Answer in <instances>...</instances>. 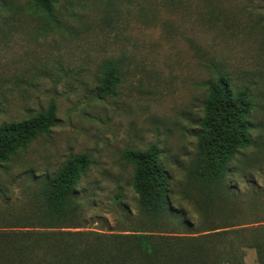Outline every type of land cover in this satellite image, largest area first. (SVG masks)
<instances>
[{"label": "rangeland", "instance_id": "1", "mask_svg": "<svg viewBox=\"0 0 264 264\" xmlns=\"http://www.w3.org/2000/svg\"><path fill=\"white\" fill-rule=\"evenodd\" d=\"M31 3L0 0V125L51 100L57 122L0 168V230H39V183L88 153L94 163L77 186L80 209L59 230L123 247L134 232L178 249L186 239L201 251L185 264H264V0H58L54 18ZM109 59L121 82L115 95L99 96ZM220 73L249 88L253 144L209 194L187 169L208 83ZM152 144L172 176L173 207L154 222L141 211L124 157Z\"/></svg>", "mask_w": 264, "mask_h": 264}, {"label": "trees", "instance_id": "2", "mask_svg": "<svg viewBox=\"0 0 264 264\" xmlns=\"http://www.w3.org/2000/svg\"><path fill=\"white\" fill-rule=\"evenodd\" d=\"M57 3L58 0H32L31 5L46 17L54 18ZM120 82L118 63L106 60L98 95H115ZM253 111L249 88L236 89L223 73L208 83L197 153L187 172L209 194L222 188L237 154L252 146ZM56 122L57 104L51 100L44 110L26 119L2 123L0 168L39 137L49 135ZM124 157L134 167L132 185L143 215L154 222L173 214L172 176L159 147L152 144L145 149H127ZM93 163L88 153L71 156L54 175L39 183V207L33 218L39 221L40 229L0 230V264H15V257H24L26 264H122V257L136 258V264H185L188 259H196L201 248L186 239L178 249L177 243L169 244L158 235L134 232L128 234L129 243L123 247L94 234L59 230L79 211L77 186Z\"/></svg>", "mask_w": 264, "mask_h": 264}]
</instances>
